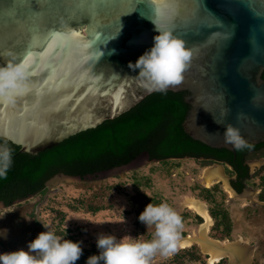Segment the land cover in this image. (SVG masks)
Listing matches in <instances>:
<instances>
[{"label":"water","instance_id":"water-1","mask_svg":"<svg viewBox=\"0 0 264 264\" xmlns=\"http://www.w3.org/2000/svg\"><path fill=\"white\" fill-rule=\"evenodd\" d=\"M156 26L191 52L183 79L167 90L189 93L185 132L212 149L236 153L223 135L231 123L251 145L263 144L262 0H3L0 65L23 62L26 51L39 64L30 63L29 86L14 102L0 98V138L37 156L160 92L148 91L135 78L139 69L128 67L152 47ZM153 161L144 154L85 179L59 174L46 187L100 180Z\"/></svg>","mask_w":264,"mask_h":264},{"label":"rangeland","instance_id":"rangeland-1","mask_svg":"<svg viewBox=\"0 0 264 264\" xmlns=\"http://www.w3.org/2000/svg\"><path fill=\"white\" fill-rule=\"evenodd\" d=\"M249 163L254 177L242 195L231 194L223 183L206 187L203 173L216 163L193 158L153 161L100 180L48 186L34 197L0 209V254L19 249L27 251L28 243L46 231L40 221L49 224L55 233H67L75 241H82V249L98 253L96 239L101 233L115 235L117 239L131 236L150 240L154 229H147L138 219L142 202L144 205L167 202L183 218L181 240L188 236L200 237L205 220L186 206L187 199H195L207 206L212 219L208 236L212 240L241 241L254 249L250 264H264V147L249 157ZM221 166L228 183L233 172ZM214 187H218L219 200L222 199L230 215L231 237L225 241L212 237L216 221L210 213V204L202 197L203 189ZM180 249L185 248L179 245L170 257L157 256L152 264L180 263L187 259ZM229 262L226 258L225 264ZM205 264H210L209 259Z\"/></svg>","mask_w":264,"mask_h":264},{"label":"trees","instance_id":"trees-1","mask_svg":"<svg viewBox=\"0 0 264 264\" xmlns=\"http://www.w3.org/2000/svg\"><path fill=\"white\" fill-rule=\"evenodd\" d=\"M187 96L188 92L154 93L121 117L73 136L37 156L21 153L19 146L0 138V143L7 142L13 149V164L7 178H0V203L11 207L17 202L42 193L47 182L58 174L85 179L128 166L144 154L159 162L185 158L198 160L204 157L230 164H233L236 156L238 165H235V171L239 181L234 185L241 194L246 188L244 181L249 177V167L243 166L242 162L251 152L263 148L264 143L252 145L250 150H236V153H233L226 149H212L194 140L185 132L183 126L191 110L190 105L186 103ZM203 190L202 197L210 204V213L216 221L211 235L214 239L225 241L231 237L232 228L228 209L222 199L219 200L218 187ZM142 199L146 200L144 196ZM146 205L147 203H141L138 214ZM56 234L76 242L67 233ZM179 252L187 259L176 264H185V261L205 264L209 259L201 253L197 245L180 249ZM91 255L99 253L83 249V255L76 264H86ZM225 261L226 258L218 264H225Z\"/></svg>","mask_w":264,"mask_h":264},{"label":"clouds","instance_id":"clouds-1","mask_svg":"<svg viewBox=\"0 0 264 264\" xmlns=\"http://www.w3.org/2000/svg\"><path fill=\"white\" fill-rule=\"evenodd\" d=\"M156 31L158 34L153 37L152 47L135 63L129 62L128 67L133 71L139 69L135 78L148 91L166 92L170 85L179 84L183 79L182 73L191 52L171 31L157 26ZM29 69L26 62L9 61L0 65V98L12 103L17 95L26 91ZM224 129L226 144H231L237 151L252 148L239 128L229 123L224 125ZM12 164L13 149L7 142L0 143V178H7ZM138 219L147 229H154L150 240L133 239L131 236L117 239L115 235L101 233L96 239L99 255L89 256L86 264H152L155 257H170L177 251L184 221L167 202L147 204ZM40 222L46 231L28 243V250L0 254V264H76L83 255L82 241L65 239L51 230L49 224Z\"/></svg>","mask_w":264,"mask_h":264},{"label":"bare ground","instance_id":"bare-ground-1","mask_svg":"<svg viewBox=\"0 0 264 264\" xmlns=\"http://www.w3.org/2000/svg\"><path fill=\"white\" fill-rule=\"evenodd\" d=\"M202 179L208 188L215 184L223 183L226 189H228L231 194H234V192L228 186L225 169L221 165L216 164L206 168ZM186 206L189 208V210L202 216L205 220V223L201 226L200 237L188 236L179 242V245L182 248H189L195 244H198L202 251L208 255V257L210 256V264H218L225 258L229 259V264H250L252 262L254 249L242 244L241 241L220 243L218 241L212 240L208 236L212 219L206 204L195 199H187Z\"/></svg>","mask_w":264,"mask_h":264},{"label":"flooded vegetation","instance_id":"flooded-vegetation-1","mask_svg":"<svg viewBox=\"0 0 264 264\" xmlns=\"http://www.w3.org/2000/svg\"><path fill=\"white\" fill-rule=\"evenodd\" d=\"M260 150V149H259ZM259 150H255L253 152H251L246 158L245 160L242 162V165L243 166H247L249 167V177L245 179L244 183L246 184V188L243 190V192L247 189V185L248 183L253 179L254 177V174L253 172L251 171V167H250V163H249V157L259 151ZM201 160H204V161H208V162H213V163H217V162H220V161H216L214 160L213 158H200ZM223 165L226 166L227 168H229L232 172H233V176L230 178V185L231 187L236 191L237 194H239L236 190V187L234 185V183H238L239 179H238V173L235 171V165H238V158L235 156V159H233V164H230V162H224L222 161ZM246 170V169H245ZM59 175V174H58ZM56 177V176H55ZM48 183V182H47ZM243 192L239 195H242Z\"/></svg>","mask_w":264,"mask_h":264},{"label":"snow or ice","instance_id":"snow-or-ice-1","mask_svg":"<svg viewBox=\"0 0 264 264\" xmlns=\"http://www.w3.org/2000/svg\"><path fill=\"white\" fill-rule=\"evenodd\" d=\"M3 0H0V3H2ZM46 3H62L64 2V0H45ZM89 2H108V0H89ZM262 2H264V0H262ZM23 62H26L29 64L30 63L34 66V65H38L39 64V58H33L32 54L30 52H24L23 54Z\"/></svg>","mask_w":264,"mask_h":264}]
</instances>
